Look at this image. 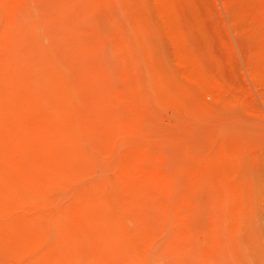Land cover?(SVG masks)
Instances as JSON below:
<instances>
[{
  "label": "rangeland",
  "instance_id": "1",
  "mask_svg": "<svg viewBox=\"0 0 264 264\" xmlns=\"http://www.w3.org/2000/svg\"><path fill=\"white\" fill-rule=\"evenodd\" d=\"M0 264H264V0H0Z\"/></svg>",
  "mask_w": 264,
  "mask_h": 264
}]
</instances>
